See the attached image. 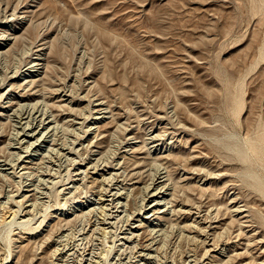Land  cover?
Wrapping results in <instances>:
<instances>
[{
    "label": "rangeland",
    "instance_id": "obj_1",
    "mask_svg": "<svg viewBox=\"0 0 264 264\" xmlns=\"http://www.w3.org/2000/svg\"><path fill=\"white\" fill-rule=\"evenodd\" d=\"M0 31L18 35L0 55V92L11 74L26 66L30 53L46 46L47 74L34 85L36 96L24 102L44 98L55 105L52 111L62 126L59 143H68L71 133L85 139L87 123L75 129L65 116L90 118L96 98L107 101L138 139L156 131L165 141L171 179L183 184L175 190L176 208L192 205L196 213L164 221L172 230L159 245L164 255L158 263L263 260L264 0H0ZM60 92L69 100L61 102ZM14 123L0 120L1 156H10L8 142L18 129ZM109 142L110 137L100 146L107 149ZM78 156L80 161L86 153ZM146 157L144 164L150 166L153 159ZM57 168L41 169L49 171L50 195L22 224L23 206L11 224L3 221H10L9 207L22 205L13 195L25 180L4 179L0 172V264H81L90 252L92 241L81 240L89 227L86 215L53 222L51 214L84 201L92 189L82 181L66 197L61 188L71 181L73 168ZM237 206L246 216L235 215ZM211 221L215 227L208 239L204 230ZM185 223L194 228L185 229L188 235L182 238L178 226ZM16 237L33 240L20 250ZM111 240L108 234L96 249L97 260L106 258L100 264L124 261L109 250ZM65 247L77 248V256H62ZM221 250L227 253L224 259L217 257ZM235 252L243 255L231 258Z\"/></svg>",
    "mask_w": 264,
    "mask_h": 264
},
{
    "label": "bare ground",
    "instance_id": "obj_2",
    "mask_svg": "<svg viewBox=\"0 0 264 264\" xmlns=\"http://www.w3.org/2000/svg\"><path fill=\"white\" fill-rule=\"evenodd\" d=\"M17 38L18 35H15V31L8 33L0 31V55L4 54L7 46L10 49L13 41ZM45 47L41 46L30 53L26 66L14 71L6 87L0 92V120L6 118L15 122L14 126L18 128L8 142L10 156L0 155V172L5 176L4 179L8 177L11 180H16L18 177L25 180V184L13 195V198L18 199L17 201L21 202L22 205H17L16 208L11 205L12 207H9L8 212L11 216L10 221L5 220L3 222L11 224L21 211V206H23V210L20 212V224L34 218L33 211H38L41 204L44 205L48 200L50 195L48 188L50 182L52 183L49 178H46L49 171L41 173V169L45 166L50 167V164H56L59 170L62 164H70L73 168V174L71 181L65 183L61 188L63 194L66 197L75 194L82 185L79 184L82 181L85 184L86 182L90 184L92 193L84 201H77L70 205L65 212L59 214L52 212L51 219L53 222L63 220L69 222L83 215L88 217L89 227L83 232L81 240L88 238L89 241H92V248L90 252L82 256L81 261L83 263L81 264H100L103 259H106L103 256L100 261L95 257L96 249L101 248L99 246L108 234L112 237L111 249L109 250L115 249L119 260H124L122 264H160L158 260L164 254L161 255L160 252L163 248L159 251V245L168 240L167 237L172 230L167 228V223L164 221H171L172 217L178 214L190 215L195 211L192 205L184 206V209L182 206L176 208L178 197L175 190L183 184L180 185L181 180L175 179L173 182L171 179L169 164L166 161L169 154L164 146L165 141L159 137L156 131L138 139V136L132 135L130 124L120 123V117L114 113L107 101L94 98L93 112L90 118H83L76 114L65 116L66 124L75 129H81L80 125L87 123L85 125V139L80 141L71 133L69 144L59 143L57 140L62 126L58 124V117L52 111L55 105L51 104L50 106L47 101L43 100L44 98L35 102H24L36 96L37 90L33 91L34 85L47 74L46 68L49 66V62L45 61ZM30 50L27 52L29 53ZM15 89L18 91L16 94L14 93ZM66 96V93L60 92V101H68L69 97ZM120 128L121 134L117 135L116 133L119 132ZM108 136L110 142L106 145L107 149H104L100 144L107 142ZM236 145L234 144V146ZM142 150L144 151L142 152ZM140 151L152 157L150 166L144 164L147 155L141 156ZM82 152L86 153V156L85 158L83 156L80 162L75 158L79 157L78 155ZM184 175L187 178L190 172L186 171ZM51 187L53 188V186ZM233 211L236 213L235 215L246 216L244 208L241 206L235 207ZM232 215L234 216L233 213ZM213 217L215 216L213 215ZM188 224L178 226L182 238L188 235L184 232L189 227ZM213 224L211 221L205 226L204 231H208V239L211 234L209 231L215 227ZM49 225L51 224L49 223ZM191 226L194 228L193 224ZM201 231L204 234L202 229ZM201 231L199 232L201 233ZM181 235L179 239H181ZM207 237L203 238L205 242H208ZM188 238L189 236L186 239ZM200 239L202 237L199 238V242ZM32 240L33 237L26 239L16 237L15 239L20 250H26ZM196 244L199 245V243ZM65 250L67 251H61L62 256H65L63 254L67 256H77L78 254V249L75 247H68ZM226 254L225 250H221L217 257L224 259ZM20 255L21 253L18 254V257ZM241 255L243 254L235 252L230 257L235 259ZM171 261H164L163 264L173 263V260ZM214 263L216 262L214 261ZM242 264H250V262ZM258 264H264V258Z\"/></svg>",
    "mask_w": 264,
    "mask_h": 264
}]
</instances>
